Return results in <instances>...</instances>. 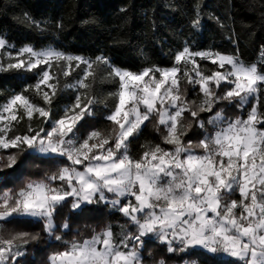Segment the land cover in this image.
<instances>
[{
    "label": "snow or ice",
    "instance_id": "1",
    "mask_svg": "<svg viewBox=\"0 0 264 264\" xmlns=\"http://www.w3.org/2000/svg\"><path fill=\"white\" fill-rule=\"evenodd\" d=\"M198 23L197 19L194 26ZM6 46L0 38V72L38 69L39 79L25 91L34 88L45 106L23 93L0 105V173L13 169L18 156L29 149L63 157L69 163L46 181H30L15 193L0 194V221L14 217L43 220L44 231L51 236L57 227V209L70 199L73 210L110 204L136 229L134 233L122 229L117 236L107 226L90 238L65 242L63 250L49 255L48 264H143L140 249L144 237L150 235L166 243L169 252L177 251L173 244L178 243L179 251L199 247L212 258L224 254L242 264H264V113L259 110L264 72L256 64H245L238 56L192 52L185 47L176 54L171 68L134 73L110 67L109 76L118 79L119 88L112 94L116 102L106 119L115 127L108 135L92 131L78 143L76 126L92 115L97 103L87 94L89 78L94 79L96 68L109 65V60L104 56L89 60L55 49L37 51L30 46L13 55L3 51ZM261 56L264 58V50ZM197 57L210 60L217 69L206 74ZM81 65L83 76L65 87L85 92L64 109L63 116L52 119L59 76L68 77ZM54 66L56 73L51 71ZM182 81L199 88V103L187 99ZM222 85L227 88L219 94ZM250 98L255 103L247 118L226 117L221 109L207 120L213 131L200 119V113H212L222 101L243 108ZM34 116L43 118L42 123L50 122L51 127L33 128L29 123L25 133L16 134V124L25 117L31 122ZM153 118L157 130L164 129L163 143L172 148L147 144L139 158L132 157L128 150L131 139ZM193 123L204 130L203 138L195 144L191 140L185 143ZM55 181L60 183L54 186ZM235 194L238 200L230 198ZM62 227L66 229L68 224ZM37 239L39 234L26 231L7 239L0 236V264H7L9 258L14 264L24 255V246ZM61 239L55 236V240Z\"/></svg>",
    "mask_w": 264,
    "mask_h": 264
},
{
    "label": "trees",
    "instance_id": "2",
    "mask_svg": "<svg viewBox=\"0 0 264 264\" xmlns=\"http://www.w3.org/2000/svg\"><path fill=\"white\" fill-rule=\"evenodd\" d=\"M197 19L199 23L194 26ZM0 38L16 48L32 46L42 49L52 46L90 60H95L97 56L106 57L110 64H101L96 68L95 78H89L87 94L97 101L92 106L93 128L108 135L115 126L106 117L115 106L116 100L112 94L119 88L118 79L109 76L110 67L134 73L153 67L171 68L176 63V54L188 47L192 52L212 51L238 56L245 64H256L264 72V58L261 56L264 50V0H0ZM197 63L206 74L217 69V65L199 57ZM83 67L81 65L68 77L59 76V90L51 105L52 119L63 116L64 108L74 104L76 96L85 92L83 88L65 87L66 84L73 85L83 76ZM38 72V69L0 72V105L7 103L12 96L23 93L33 103L45 106L34 88L25 91L36 84ZM52 72H57L55 66ZM182 88L186 90L189 101L199 103L202 97L198 87L194 89L182 81ZM224 91L221 87L219 94ZM254 103L255 99H251L248 106L241 109L222 101L212 113H200V119L205 121L209 131H213L207 120L215 112L223 109L226 117H244ZM259 110L264 113V88L260 93ZM185 117L191 120L188 113H185ZM42 120L34 116L29 122L25 117L16 124V134L25 133L29 123L33 128L51 127ZM87 121L82 123L84 130L79 129L84 136ZM164 134L162 126L157 130L155 118L145 122L139 135L131 139L129 154L139 158L144 151L142 146L147 144H159L162 148L171 149V145L162 141ZM203 135L204 130L193 123L184 142L191 140L195 144ZM68 163L63 157L45 156L29 149L18 156V163L13 169L0 173V193L5 189L15 193L30 181H46L48 176ZM238 196L235 194L230 198ZM82 208L83 211L73 210L70 199L58 208L54 216L57 227L51 236L44 231L43 220L14 217L2 221V236L6 239L20 231L39 234V239L24 246V255L17 258L14 264H48L49 255L63 250L65 242L90 238L94 232L107 226H111L117 236L122 229L128 232L130 221L117 209L107 204L85 205ZM65 223L68 224L66 229L62 227ZM129 229L133 233L136 230L134 225ZM56 235L62 239L55 240ZM153 237H144L141 250L143 264H159L161 260L165 264L183 262L188 251L169 252L166 243ZM190 256L197 258L198 264L205 261H212V264H241L232 258H212L202 249H194ZM7 264H13L11 258Z\"/></svg>",
    "mask_w": 264,
    "mask_h": 264
},
{
    "label": "rangeland",
    "instance_id": "3",
    "mask_svg": "<svg viewBox=\"0 0 264 264\" xmlns=\"http://www.w3.org/2000/svg\"><path fill=\"white\" fill-rule=\"evenodd\" d=\"M7 43V42H6ZM30 47H32V46H30ZM21 48H23V47H21ZM21 48H16L15 46H13V45H11V44H9V43H7V46H6V48L3 50L5 53H7V52H11L13 55H15V53L17 52V51H19ZM32 48H34V47H32ZM35 49V48H34ZM44 49H55V50H57L56 48H54V47H52V46H50V47H45V48H42V49H35V50H37V51H40V50H44ZM57 51H60V50H57ZM60 52H62V51H60ZM206 52V51H205ZM65 53V52H64ZM66 54H68V53H66ZM69 55H73V56H79V55H74V54H69ZM198 58V57H197ZM196 58V59H197ZM3 59H4V63L6 64L7 62H9L8 61V58H7V56L5 55L4 57H3ZM88 59V58H87ZM90 60V59H89ZM208 61H210V60H208ZM14 62V61H13ZM190 67H191V65H189ZM52 71V70H51ZM145 79H147V77L145 78ZM76 83H74L73 85H75ZM222 87V89H225L226 90V88H227V85H222L221 86ZM44 88V86H42V89ZM74 89H76L75 87H73ZM44 90H47V89H44ZM250 100H251V98H250ZM250 100H249V102H250ZM245 106H248V104L247 105H245ZM245 106L243 107V109L245 108ZM66 107H68V106H66ZM65 107V108H66ZM64 108V109H65ZM242 109V108H241ZM22 110V109H21ZM251 110V109H250ZM249 110V111H250ZM248 111V112H249ZM248 112L246 113V116H241L242 118H247V115H248ZM19 113V112H18ZM18 113H17V115H18ZM88 120L87 122H85V124L88 126V128H86V136H84V135H82V132L79 130L80 129V127L84 130V125L82 124V123H84V121H86V120ZM93 121V116L92 115H86L78 124H77V126H76V137H77V142L78 143H81V142H83V140L84 139H86L87 137H88V134L89 133H91L92 131H97V130H95L93 127V125H94V121ZM49 124L51 125V123L49 122ZM9 151H11V149L9 150ZM33 151V150H32ZM34 152H37V153H40V152H38V151H34ZM41 155H45V156H55V155H49V154H43V153H40ZM41 181H45V180H41ZM60 182L59 181H55V182H53V185L54 186H56V185H58ZM4 191H9V189H5V190H3L0 194H2ZM234 196V195H233ZM235 199H239V196L238 197H236ZM97 204H102V205H106L105 203H103V202H101V203H97ZM88 205H93V204H88ZM108 206H110V208H113L110 204H107ZM85 206V205H84ZM83 207V206H82ZM114 209V208H113ZM76 210H79V209H76ZM34 219V218H33ZM127 225V224H126ZM133 224L131 223V222H129L128 223V225H127V229L128 230H126V231H131L129 228H131V226H132ZM135 226V225H134ZM3 229H4V225H3V222L2 221H0V236H2V231H3ZM153 239L154 240H158L155 236L153 237ZM160 242V241H159ZM143 247H144V245H143ZM143 247L140 249V251L143 249ZM173 247L174 248H176L177 249V251L179 250V248L181 247V245L180 244H178V243H174L173 244ZM194 249H201V248H199V247H192V248H188V249H186V251H188L187 252V255H186V257L184 258V260H183V262L181 263V264H198V260H197V258H195V257H191L190 256V254L194 251ZM23 251H24V249H22ZM176 251V252H177ZM141 257H142V252H141ZM218 257H224V258H232V257H229V256H227V255H224V254H220V255H218ZM232 259H234L235 260V258H232ZM238 263H241L242 264V262H238Z\"/></svg>",
    "mask_w": 264,
    "mask_h": 264
}]
</instances>
